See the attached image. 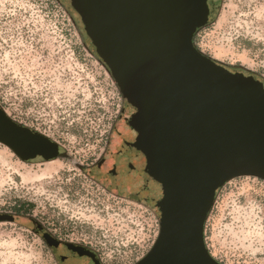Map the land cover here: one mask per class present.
I'll return each mask as SVG.
<instances>
[{"label": "rangeland", "instance_id": "374dc122", "mask_svg": "<svg viewBox=\"0 0 264 264\" xmlns=\"http://www.w3.org/2000/svg\"><path fill=\"white\" fill-rule=\"evenodd\" d=\"M213 1L195 47L264 82V0ZM68 13L75 19L61 0H0V107L61 149L53 161L23 162L0 143V213L20 220L0 223V264H61L35 225L99 264H136L158 235L157 216L99 176L122 97ZM204 241L221 264H264L263 180L237 177L219 189Z\"/></svg>", "mask_w": 264, "mask_h": 264}, {"label": "water", "instance_id": "95a60500", "mask_svg": "<svg viewBox=\"0 0 264 264\" xmlns=\"http://www.w3.org/2000/svg\"><path fill=\"white\" fill-rule=\"evenodd\" d=\"M61 1L122 97L99 162L104 183L135 196L159 222L155 242L136 264H221L205 245V222L228 181H264V82L195 47L213 0ZM0 143L23 162L53 161L61 151L1 107ZM19 222L0 213V223ZM35 227L48 246L62 245ZM64 248L62 264H99L82 247Z\"/></svg>", "mask_w": 264, "mask_h": 264}, {"label": "flooded vegetation", "instance_id": "af4514ba", "mask_svg": "<svg viewBox=\"0 0 264 264\" xmlns=\"http://www.w3.org/2000/svg\"><path fill=\"white\" fill-rule=\"evenodd\" d=\"M214 10H213V5H212V8L210 9V13H209V19H208V21H207V24L204 26V27H207V26H209L210 25V23H211V21H212V19H213V17H214ZM224 66H226L228 69H230V70H232V71H234V72H239V73H242L243 75H245V76H252L254 79H256V80H261L256 74H254V73H252V72H250V71H248L247 69H245V68H243V67H229L228 65H226V64H224V63H222ZM31 161H44L42 158H36V159H34V160H31ZM98 168H99V176H101V167H100V164H98ZM101 178H102V180H103V183H104V179H103V177L101 176ZM105 184V183H104ZM106 186L107 187H109L107 184H106ZM110 189H113V188H111V187H109ZM113 190H115L120 196H122V197H125V198H129V199H133V200H135V201H137V202H139L138 201V199L135 197V196H133V195H123V194H121V193H119V191H117L116 189H113ZM140 203V202H139ZM36 223V222H35ZM52 236V235H51ZM53 238V237H52ZM52 247V249L54 250V252L57 254L58 253V250L61 248V249H65L64 248V242H62V245H60V246H58V247H55V246H51ZM62 260H61V264H62Z\"/></svg>", "mask_w": 264, "mask_h": 264}, {"label": "trees", "instance_id": "16d2710c", "mask_svg": "<svg viewBox=\"0 0 264 264\" xmlns=\"http://www.w3.org/2000/svg\"><path fill=\"white\" fill-rule=\"evenodd\" d=\"M68 15H69V17H70V19H71V21H72V23H73V25H74V27L77 29V26H76V24H75V22H74V19L72 18V16H71V14L70 13H68ZM78 30V29H77ZM78 33H79V35H80V38H81V42H82V45H83V47H84V49H86V51H88V53L97 61V62H99L100 63V65H102L103 66V64L101 63V61H100V59L98 58V56H96L94 53H92V51L90 50V48H89V46H88V44H87V42H86V39L84 38V36L82 35V32H80V31H78ZM104 67V66H103ZM105 68V67H104ZM105 70L107 71V73L109 74V71L107 70V68H105ZM110 75V74H109ZM27 206H30V205H27Z\"/></svg>", "mask_w": 264, "mask_h": 264}]
</instances>
